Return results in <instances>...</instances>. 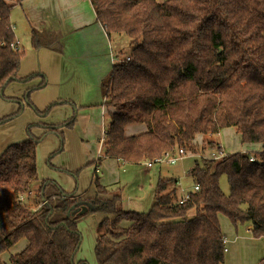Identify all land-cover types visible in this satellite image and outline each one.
<instances>
[{
  "label": "trees",
  "instance_id": "obj_1",
  "mask_svg": "<svg viewBox=\"0 0 264 264\" xmlns=\"http://www.w3.org/2000/svg\"><path fill=\"white\" fill-rule=\"evenodd\" d=\"M23 1L0 0V96L20 107L0 125L20 115L22 103L39 117L71 104L36 109L31 93L45 84L28 89L23 101L5 96L9 84L38 77H19L25 50L18 47L11 10ZM90 2L110 39L130 41L129 54L102 82L110 122L97 166L105 159L138 164L183 150L199 159L188 172L193 188L181 203L179 180L160 178L147 213L125 211L123 190L103 185L95 170L91 194L69 195L55 181L39 180L37 147L48 135L64 138L61 130L72 129L76 115L29 124L27 139L0 154V256L25 239L10 264H91L77 257L83 241L78 225L100 214L95 264H223L220 215L237 234L245 226L252 238L264 237V0ZM46 37L33 30L32 48L45 47ZM132 125L145 130L127 135ZM227 129L243 146L259 150L231 154L215 139L204 144ZM211 153L220 158H204ZM223 176L228 194L220 188ZM32 197L36 209L29 205Z\"/></svg>",
  "mask_w": 264,
  "mask_h": 264
},
{
  "label": "crops",
  "instance_id": "obj_2",
  "mask_svg": "<svg viewBox=\"0 0 264 264\" xmlns=\"http://www.w3.org/2000/svg\"><path fill=\"white\" fill-rule=\"evenodd\" d=\"M19 5L25 18L24 30L20 33L17 32V25L12 22L18 47L25 50L19 77L23 79L35 74L38 77L27 82L9 84L5 89V96L23 101L28 89L34 90L45 84L42 88L31 93L30 100L36 109L43 111L57 102H68L73 105H57L47 117H39L31 106L22 103L21 114L10 122L0 125V154L10 144L23 142L27 139L26 130L29 124L67 122L75 114L74 127L61 130L64 138L48 135L39 144L37 147V167L40 181L53 180L66 193H76L77 196H80L88 192L91 187L100 155L96 154L95 156L94 153L92 155L88 149V139L93 133L91 128H89L88 133L86 127L84 131H80L79 135L75 134L79 129L78 122L81 121L77 109L91 110L93 106L102 101V115L107 113L104 106L105 96L102 91V82L111 72L113 65L119 60L120 53L112 46L113 40L117 37L110 39L107 36L103 26L97 21L90 0H24ZM33 30L46 34L47 45L45 47L37 50L32 48ZM11 102L0 96V119L20 108L16 101ZM1 103H3L2 107ZM13 106L15 107L13 108ZM144 130L145 127L142 125H132L126 128V134L136 135ZM35 132L37 133V130ZM222 132L213 137L225 150L224 145L216 139V137L221 138ZM104 133L105 130L102 132V138ZM102 138L100 145L103 143ZM199 139L200 141L203 140V138ZM76 140L84 141L88 147H86L87 151L80 152L78 151L79 146H75L73 159L66 160L62 164L59 163V168L63 169L64 172L62 171L58 178L53 177V173L49 171L53 153L60 148L61 153L71 154L73 152L71 146ZM256 146L260 148L259 145H251L246 147L245 151H250ZM87 157L88 163L85 164ZM55 160L57 159L53 161ZM107 160L120 162L121 166L127 165L116 159H105L104 162H101L98 169L100 174L105 172L104 177L101 178L103 185L107 183ZM141 164L144 165V162ZM84 167H88V170L80 173ZM152 168L146 167L147 170ZM178 180L181 194L190 191V189L181 188V179ZM220 216L221 224L223 218ZM91 219V217H87L82 224L86 225V222ZM221 228L226 237L224 264H258L264 258V237L252 238L249 235L250 227H247L241 235L236 233L235 228L229 222H225L223 226L221 224ZM95 239L96 232H94L93 242L89 245L92 253H94ZM80 253L82 255L79 256ZM77 257L95 261V256L88 257L81 246Z\"/></svg>",
  "mask_w": 264,
  "mask_h": 264
},
{
  "label": "rangeland",
  "instance_id": "obj_3",
  "mask_svg": "<svg viewBox=\"0 0 264 264\" xmlns=\"http://www.w3.org/2000/svg\"><path fill=\"white\" fill-rule=\"evenodd\" d=\"M8 2H15V0H7ZM162 1V0H159ZM24 14L20 7V5H16L11 10V21L17 25L16 31L22 32L24 30ZM113 48L120 53L119 60L121 58L126 57L130 52V41L126 37H117L113 40L112 44ZM104 97V96H103ZM13 105V102H11ZM19 105V104H18ZM3 106V103H1V107ZM15 106H13L14 108ZM102 101L99 104H96L91 108V110H78L79 117L81 118V121L78 122V130L75 132V134L80 133V131H84L87 127V133L89 132V128H91V131H93L92 136L88 139L89 144L88 147L86 146V143L84 141H77L71 146L73 152L67 153H61L60 148L59 150L55 151L51 158V165L49 171L53 173V177L58 178L59 175L64 172L63 169L59 168V163H63L64 161H70L73 159V156H75V146H79L78 151L80 152H86V147L90 150V152L95 154L102 155L103 154V143L100 145V139L102 138V132L107 128L110 117L107 113L102 115ZM12 109V107H11ZM88 118V119H87ZM91 118V119H90ZM87 119V120H86ZM91 122H90V121ZM90 124H89V122ZM1 137V136H0ZM208 138H211L209 140H213L212 137H206L205 139L207 141H204V144L208 142ZM104 139V137L102 138ZM217 141H220L224 147L225 152L227 153H238L241 151H245L247 149L245 146H243L240 143L239 138L236 136L235 132L230 129L222 132L221 138H217ZM203 141V140H202ZM202 141L200 143H202ZM206 145V144H205ZM101 146V147H100ZM207 146V145H206ZM253 151L259 150V147L256 146L254 149L251 148ZM54 159H57L53 161ZM93 159V158H92ZM91 159V160H92ZM199 160L192 156H187L175 165L169 166V165H162V166H155L151 170H147L146 166L141 164L142 162L138 164H127L126 166H121L120 162H116L113 160H107L106 161V171L108 176L106 177L105 183L107 187H120L123 190L124 195V202H123V208L125 211H134L137 213H147L151 207L153 206L155 199H154V191L156 184L160 178H177L181 179L182 185L181 188L184 189H192L193 188V181L188 176L189 170L193 167L195 164V161ZM104 162V160L102 161ZM88 163V157L86 158L85 164ZM145 163V161H144ZM140 164V165H139ZM119 167V168H118ZM88 170V167H84L81 169L80 173L85 172ZM105 172H102L100 174L101 178L104 177ZM220 188L223 191V193L228 194L229 193V185L227 182V179L225 176L220 178ZM181 192V191H180ZM87 193V194H86ZM84 195H89L91 192H86ZM29 205L36 209V203L34 197L30 198ZM41 205L38 206L40 208ZM92 219L88 220L86 222V225L82 224V222L86 221L84 218L79 223V229L84 234V240L81 244V249L85 251L86 255L89 257H94V253H92L91 248H89V245L93 242L94 238V232H97V225L98 222L102 219V216L100 214H93L91 216ZM220 218H223L221 221V224L225 222H231L223 215L220 216ZM123 222L120 223L119 226H122ZM232 225V224H231ZM84 229V230H83ZM245 226L239 227V235L242 234V232L245 230ZM97 235V233H96ZM27 241L25 239L21 240L17 245H15L13 248L5 252L0 256V261L4 264H10V259L12 256L20 253L22 249L26 246ZM82 255V253L79 254V256ZM91 264H95V261L89 260ZM224 264V263H223Z\"/></svg>",
  "mask_w": 264,
  "mask_h": 264
},
{
  "label": "built area",
  "instance_id": "obj_4",
  "mask_svg": "<svg viewBox=\"0 0 264 264\" xmlns=\"http://www.w3.org/2000/svg\"><path fill=\"white\" fill-rule=\"evenodd\" d=\"M14 46V45H13ZM128 59V58H127ZM219 147H221L219 145ZM188 154H185L183 150H180L179 151V155L178 154H172V153H166L164 155V157L162 158H156L154 160H151V161H145L144 165L149 169V168H152L153 166L155 165H169V166H172V165H175L180 159L184 158V157H187ZM100 157V156H99ZM98 157V158H99ZM198 157L202 158L203 156L199 155ZM204 158H207V159H216V158H220L219 155H217L216 153H211V155H204ZM251 161H254V158L252 157L251 158ZM96 171H99L98 169V166L96 167L95 169ZM196 191H198V187L195 186L194 188ZM187 195L185 194L184 195V198L181 200V203H183L186 199Z\"/></svg>",
  "mask_w": 264,
  "mask_h": 264
},
{
  "label": "water",
  "instance_id": "obj_5",
  "mask_svg": "<svg viewBox=\"0 0 264 264\" xmlns=\"http://www.w3.org/2000/svg\"><path fill=\"white\" fill-rule=\"evenodd\" d=\"M67 194H69V195H76V193H67ZM85 212H86V208H84L81 213H85Z\"/></svg>",
  "mask_w": 264,
  "mask_h": 264
}]
</instances>
